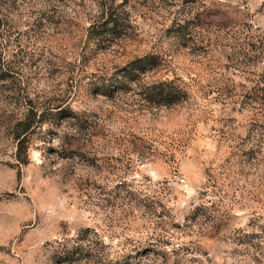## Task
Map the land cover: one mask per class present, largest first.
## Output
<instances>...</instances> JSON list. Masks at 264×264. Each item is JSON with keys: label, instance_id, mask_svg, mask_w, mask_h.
Segmentation results:
<instances>
[{"label": "rangeland", "instance_id": "rangeland-1", "mask_svg": "<svg viewBox=\"0 0 264 264\" xmlns=\"http://www.w3.org/2000/svg\"><path fill=\"white\" fill-rule=\"evenodd\" d=\"M105 1L0 0L53 113L22 164L8 124L30 105L0 98V264H264V0H111L126 28L96 41ZM145 54L185 101L102 93Z\"/></svg>", "mask_w": 264, "mask_h": 264}, {"label": "trees", "instance_id": "trees-1", "mask_svg": "<svg viewBox=\"0 0 264 264\" xmlns=\"http://www.w3.org/2000/svg\"><path fill=\"white\" fill-rule=\"evenodd\" d=\"M101 7L100 19L91 24V30L93 31L91 38L96 41L103 40L107 35L122 32L126 28L125 18L118 12V6H115L114 2L107 0L102 2ZM178 26L180 30L184 27V25ZM6 32L2 31L0 33V36H2V40H0V82H8L10 84L8 91L12 94L6 95L5 98L0 95V98L8 99V102H13L16 105L23 100L29 101L26 102L30 105L27 111L22 112L20 110L13 118L11 117L8 124L16 143L15 156L20 163L25 164L29 161V133L32 131L33 126L37 127L48 120L45 115L53 113L52 109L50 110L46 106L40 108L31 105L33 103V98L30 97L31 92L28 90V86L24 85L23 76L19 73L21 64L25 60V54H21L23 51L20 45L15 42L12 43ZM248 51L252 50L248 48ZM262 57H264V54ZM160 59L159 56L154 54H145L130 59L118 68L113 76L106 79V82L102 85V93L111 95L117 91L131 90L136 87L139 89L142 99L153 106H171L185 101L189 96V90L178 78L166 77L145 80L150 72H156L159 69L162 63ZM1 87H3L2 84ZM262 90L264 97V86ZM4 91L6 90L2 89L0 94ZM39 102L42 103L43 100ZM33 107L35 110H33ZM70 111L64 117H75V112Z\"/></svg>", "mask_w": 264, "mask_h": 264}]
</instances>
